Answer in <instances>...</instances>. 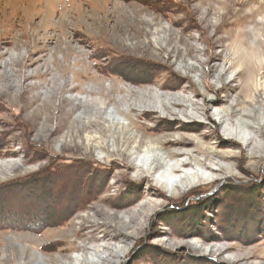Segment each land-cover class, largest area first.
<instances>
[{
  "label": "rangeland",
  "instance_id": "rangeland-1",
  "mask_svg": "<svg viewBox=\"0 0 264 264\" xmlns=\"http://www.w3.org/2000/svg\"><path fill=\"white\" fill-rule=\"evenodd\" d=\"M263 1L234 0L229 3V14L236 10H241L240 13L235 17L228 14L222 21L213 9L216 0H0V225L29 226L22 231L4 229L6 232L0 234V262L10 261L14 249L18 254L29 251L28 256H32L29 258L35 260L31 264H56V261L68 264L69 259L83 256L93 259L94 249L108 257L103 264H173L168 256L177 255L180 250L186 252L177 255L176 264H189L186 261L189 258H196L190 264H264V238L256 239L257 234L264 235V137L254 135V146H247L248 131L238 138L228 137L230 126L223 123L218 127L214 115L221 107L242 100L243 94L238 95L242 82L253 79L258 88L264 82V73L254 70L251 75L249 65L245 66L244 74L237 75L242 66L235 65L223 76L231 62L228 56L236 47L235 37L249 32L254 21L264 16ZM239 20H242L240 28L226 26ZM260 39L263 41L264 36ZM65 46L72 48L73 56L66 55ZM36 58L38 61L30 65ZM74 58L80 61L75 67ZM91 61L104 63L94 67ZM151 64L156 67L151 68ZM143 78L150 79V84L138 85ZM173 83L176 89L169 88ZM227 84L230 86L221 90L218 97L228 99L211 106L212 118L206 117L201 109L193 118L154 110L156 94L174 100L183 96L191 99L184 103L190 114L191 102L197 103L198 108L203 104L202 97L194 96L197 91L205 93L206 100L215 99L213 91L207 88L220 89ZM97 86L107 92L105 97L90 95ZM126 87H130L126 94L140 98V104L131 113L130 130L142 134L143 141L184 135L191 142L193 155L201 160L207 159L202 155L207 148L217 155L231 152L236 157L228 156L226 160L211 157L206 163L214 169L192 163L179 167L175 173L168 172L166 164L182 162L186 157H166L164 165L151 173L142 166L140 171L132 168L125 174V164L121 161L125 157L112 152L111 142L108 151H99L94 146L87 149L81 139L87 135L90 140H96L99 125H107L105 119L110 123L130 122L121 115L127 111L128 101L123 103V92L118 91ZM149 95L152 98H147ZM260 95L256 92L259 104H253L264 116V99ZM98 108L104 119H96ZM240 108L236 105L237 110ZM245 108H249V103ZM149 111L155 112L151 118L140 115ZM162 114L167 115L164 122ZM90 120L98 125L92 126ZM181 123L196 128L174 131L173 127ZM134 124L141 127V132ZM163 129L165 132H161ZM205 134L209 137L205 138ZM220 139L226 144H219ZM145 149L146 144L141 151ZM76 159L80 164L75 165ZM132 159L125 162L138 163V159ZM82 164L89 167L82 168ZM219 166L222 168L217 170ZM68 167L72 171L66 170ZM79 167L83 172L77 178ZM106 170L109 173L102 178ZM60 172L66 174L65 178L59 176L63 178L55 180ZM93 176L92 187L94 182L105 179L99 187L107 189L86 208H81L83 203L80 207L70 203L63 209L60 205L67 203L62 198L53 201L57 193L51 197L50 190H66L75 185L88 198L92 197L98 190L89 191L86 183ZM76 179L80 180V186L72 183ZM150 186L154 191L148 192ZM45 187L49 191L40 196L45 194ZM12 191L18 193L12 195ZM149 200L150 204L144 207L148 215H138L132 228L135 234L126 240H111L110 236L101 239L103 233L95 221L107 223L106 230L111 234L119 233V221L132 216L129 221L133 222L136 216L132 209ZM116 202L121 203L119 207ZM67 221H70L68 227H56ZM177 228L189 233L175 236ZM38 230L42 231L35 233ZM205 230L212 238L206 239L205 235V240L200 236ZM87 233H90L87 238L79 236ZM224 233L236 237L224 240ZM58 235L66 237L62 247L53 245ZM105 243L121 248L120 254L109 256L100 247ZM19 257L16 260L23 262Z\"/></svg>",
  "mask_w": 264,
  "mask_h": 264
},
{
  "label": "bare ground",
  "instance_id": "bare-ground-1",
  "mask_svg": "<svg viewBox=\"0 0 264 264\" xmlns=\"http://www.w3.org/2000/svg\"><path fill=\"white\" fill-rule=\"evenodd\" d=\"M218 3L214 6V12L217 13V15L220 17V19H222V21L224 20V18H226V16H228L229 12H230V2L234 1V0H216ZM239 2V0H236V2ZM208 2V1H207ZM235 3V2H234ZM264 3V1L262 2ZM263 6V5H262ZM242 8V7H241ZM207 10V9H206ZM257 10V8H256ZM241 10H236V12L234 13H231L229 15H231L232 17H235L234 15H238L240 13ZM207 13V12H206ZM255 14V13H254ZM214 15V14H213ZM253 15V13L251 14V16ZM224 17V18H223ZM245 17V16H244ZM201 18V17H200ZM218 18V17H217ZM230 19V18H229ZM252 19V18H251ZM250 19V20H251ZM256 20V19H255ZM242 20H239V21H235V22H229L226 26H236L238 28L241 27L242 23H241ZM247 21V20H246ZM251 22V21H250ZM253 22V21H252ZM251 22V23H252ZM254 26L253 28L249 31V32H246V33H243V34H238L237 37H235V43H236V47L234 48L235 50L231 51L229 56H228V59L231 60L227 70H224L225 72L223 73V76L227 73V71H229V69H232L235 65H241L242 67L239 69L237 75L239 74H244L245 72V66H248L249 67H252L251 68V75L254 73V70H255V73L258 71V70H261L262 73H264V40L262 41L260 39V36H264V16H261V18L259 20H256L254 21ZM226 23V22H225ZM244 24V23H243ZM62 25V24H61ZM44 26V25H43ZM240 26V27H239ZM214 28V31H216L215 29V25L212 26ZM205 30V29H204ZM203 31V30H202ZM239 31H242L239 29ZM231 32V31H230ZM243 36V37H242ZM210 40V39H209ZM208 40V42L210 43V41ZM250 40V41H248ZM262 41V42H261ZM212 44V42H211ZM233 44V43H232ZM231 44V46H232ZM64 50L66 51V55H70V56H73L72 53V48L71 47H67L65 46L64 47ZM110 51H114L115 49L113 48H110L108 49ZM230 50V49H229ZM78 54V53H77ZM76 54V55H77ZM116 54V53H115ZM2 55V53H1ZM76 57V56H75ZM66 58V57H64ZM77 58V57H76ZM227 59V60H228ZM38 61V59H34L33 61H31L29 64L33 65L34 63H36ZM93 63V66H98L100 64V66H103V63L104 62H98V61H91ZM61 63V62H60ZM80 64V61L78 62V60H75L74 58V63H73V67L77 66ZM156 66H154L153 64H151V68H155ZM163 67V66H162ZM166 69H168L166 66H164ZM163 67V68H164ZM191 70H194V67L192 66H188ZM159 68V67H158ZM60 71H62V68H59ZM46 72H48V70H46ZM174 76V74H173ZM240 77V76H239ZM178 78V77H177ZM183 78V77H182ZM150 79H145L143 78L139 83H137L138 85H143V83H146V84H150ZM184 80V79H183ZM186 80H188V78H186ZM190 81V79H189ZM191 85H192V82H190ZM190 85V84H189ZM254 80L253 79H250L249 81H244L242 82L240 85H239V92H238V95L240 96V94H243L241 95V98L242 100L240 102H236L235 104H228L224 107H221L220 110H218L217 113H214V115L217 116L218 118V122H217V126L219 127L220 124H228L230 126V130L231 132H229V134L227 135H231V136H228V137H236L238 138L237 136H240V135H244L246 133V131H248V133L246 135H248L245 140H248V142L246 143L247 146H254L252 144L255 136L254 135H259L261 137H264V116H262L260 114V111L255 108L254 104L253 103H256L257 105L259 104L258 102V98L256 96V92L258 93H261V95H263V99H264V82L262 84H259L260 88L258 87H255L254 86ZM230 85H222L220 87V89H214L213 86H209L207 88V90L209 91H213L214 93V96H215V99H207L204 98V94H200V91L197 93L194 94V96H200L202 97V107L198 108V104L197 103H193L191 102L190 105L192 106L190 108V110L192 111L190 114H188V106L187 105H184L185 102H190V98H187V97H183V96H180V97H177V100L174 98H166L165 95H154L156 97L157 100V103L156 105H154V110H158L159 112H163V113H166L167 115H178V114H181V115H185V116H188L189 118H193L195 117V115H197L199 112H200V109L203 111L204 115L208 118H212L213 116V112L212 111V105L213 104H218V103H222L224 102V100L227 101L228 98H219L218 97V94L221 90H225V87H229ZM116 87V86H115ZM114 87V89L116 90V88ZM167 87H169V85H167ZM176 84H172L169 88L170 89H176ZM193 88V87H192ZM112 89V88H111ZM128 89H130V87H126V88H123V89H118V91L120 92H123V98H122V102L125 103L126 101H128V107H127V111H122L121 112V115H123L127 120H129L130 122H127V123H124V122H121L119 120H116L115 122H109L108 119H105L107 125L104 126V125H99V129L100 131L97 132L98 136L99 137H96V140L92 141L90 140L87 135H85L82 139H81V144L84 146V147H87V149L91 148L92 146H94L95 150H99V151H108V144L109 142H111V146H112V152H115L118 154H121L122 157L124 158L125 157V161H127L126 159H131V160H134L132 159L133 158H136L138 159V163L134 164L129 161L130 164L126 163L124 160H121L125 165V174L127 173V171L129 169H137L138 171H140L141 169H143L142 166H146V172L148 173H151L153 170H156L158 168H161L163 165H164V162H165V158H172V159H176L177 157H182L183 155L186 157L185 160H183L182 162H179L178 160L175 162L176 164L174 163H167L166 165L168 166V172H178L179 170V167H185L187 165H199L201 167H205V168H210V169H214L210 164H207L206 161L211 158V157H219L221 158L222 160H226L227 158H229L228 156H235V154H231V152H226V153H220L219 155L216 154V152H212L210 151L208 148L205 149L203 152H202V155H205V157L207 159H204V160H201L199 159L197 156L193 155L192 152H194L193 150L190 149L189 145H190V141L187 139H185L184 135H180V136H177V137H174V136H171V138H164L162 137L161 138H156L154 140H150V141H143V139L141 138V136L134 132V131H131L130 130V125H132V121H131V113L137 108V104H140V101H139V97H135V96H131L130 94H126V92L128 91ZM60 90H62V87L60 88ZM62 92V91H61ZM252 92L254 93V95L252 94ZM91 94H97L100 98L102 97H105V95L107 94V92H105V90L101 87H98L94 90H91L90 91V95ZM228 94L231 95V92H229ZM260 95V96H261ZM175 96V95H174ZM229 95H225V97H228ZM154 97V98H155ZM147 98H152L150 95L147 97ZM108 99V98H107ZM133 99V102L130 103V100ZM66 100L63 101V103L65 102ZM238 101V99H237ZM234 103V102H233ZM249 103V108H245V104ZM236 105H240V109H236ZM160 108V109H159ZM165 110V111H163ZM96 119H104L102 117V110L101 108H98L96 109ZM155 113V112H152V111H149L148 112H143V114H140L146 118H151L150 116ZM165 114H162V117H163V122L165 121L164 119H166V116ZM207 118V119H208ZM154 120V119H153ZM157 120V119H156ZM193 120V119H192ZM98 122V120H97ZM159 122L163 123L162 120H160ZM135 123V122H133ZM170 123V122H169ZM169 123L167 124L169 126ZM89 124H92L95 125V120H90L89 121ZM85 125H86V122H85ZM98 125V124H96ZM135 128L137 130L140 131L141 127H139L138 125L134 124ZM172 128V126H169ZM222 127H226V125L222 126ZM196 126H189V125H186V124H179L178 127H173L174 131H177V130H195ZM173 131V132H174ZM141 132V131H140ZM144 134L146 133L145 130L142 131ZM161 132H165L164 129L161 130ZM168 133V132H167ZM210 135L212 134L211 132L209 133ZM209 134H205L204 137L205 138H208L209 137ZM73 135L69 134V137H72ZM143 137V136H142ZM167 139H170V140H167ZM193 140V139H191ZM153 141V142H152ZM232 141V140H231ZM94 142V143H92ZM154 143V145H158V146H155L154 145H151L152 143ZM193 142V141H192ZM226 142L225 140L223 141L222 139L219 140V144H226L224 143ZM146 144V149L145 150H142L141 149L144 147V145ZM218 144V143H217ZM228 144V142H227ZM229 144L231 145H238L237 143H234V142H229ZM110 145V144H109ZM228 146V145H227ZM162 147H165V148H162ZM236 157V156H235ZM117 159V158H116ZM73 160V159H72ZM77 160V159H76ZM75 160V161H76ZM85 160V159H84ZM119 160V159H118ZM59 161V159H58ZM73 161V163L75 162ZM79 161V160H78ZM76 161V164L75 165H78V163L80 164V161L78 162ZM83 161V160H82ZM208 161H211V160H208ZM53 162V161H52ZM115 160H113V163L115 164ZM118 163V162H117ZM85 164V163H84ZM74 165V164H73ZM72 165V166H73ZM74 165V166H75ZM87 165V164H86ZM83 165L82 164V168H85L89 165ZM118 166V164H116ZM81 166V165H80ZM115 166V165H114ZM92 166H90L91 168ZM61 168V167H60ZM71 168V167H70ZM68 167V170L70 169ZM78 168V167H77ZM82 168L79 167V170L76 171L75 169H73V172L76 171L78 172V176L76 175L75 173V177H79V172H83L82 171ZM93 168V167H92ZM91 168V169H92ZM222 168V166H219L217 170H220ZM62 170V168H61ZM60 170V171H61ZM72 171V169H70ZM84 170V169H83ZM89 170V168H88ZM87 170V171H88ZM96 170V169H95ZM94 170V172H95ZM101 170V169H100ZM103 170V169H102ZM99 171V170H98ZM96 170V172H98ZM63 173L66 172V171H62ZM86 172V171H85ZM89 172V171H88ZM92 172V171H91ZM124 172V171H123ZM61 173V172H60ZM61 173V174H63ZM109 173V171L106 170V172L102 173V175L104 177L102 178H105V176H107ZM59 174V173H57ZM61 174L59 176H61ZM97 174V173H96ZM96 174H94V176H96ZM171 174V173H170ZM66 175V174H65ZM63 175V177L65 176ZM68 176V175H67ZM66 176V177H67ZM71 176V175H70ZM74 176V174H73ZM92 176V175H91ZM91 178V180H89L87 183V185L90 187L89 191H95V190H98V192L94 193L93 194V199L94 201L98 200L101 196H103L104 192L106 191L107 187H104L101 188L99 187V185H101V183L103 182V180L105 179H102L98 182H94V187L91 186V182L94 181V177ZM121 176L124 177V174L121 173ZM127 176V175H126ZM146 176V175H145ZM63 177H60V178H63ZM72 177V176H71ZM69 177V178H71ZM149 177V176H148ZM65 178V177H64ZM147 178V177H146ZM72 179V178H71ZM88 179V178H87ZM93 179V180H92ZM121 179V178H120ZM123 179V178H122ZM57 180V179H55ZM60 180V179H59ZM100 180V179H99ZM145 180V179H144ZM66 181V180H65ZM70 180H68V183ZM80 181V180H79ZM78 179H76V181H72V183H76L77 186L79 184L80 186V183ZM96 181V180H95ZM125 183L127 182V180H123ZM62 183V180L60 181ZM59 182V183H60ZM120 182V181H119ZM58 183V184H59ZM66 183V182H65ZM66 183V184H68ZM63 184V183H62ZM128 184V182H127ZM126 184V185H127ZM169 184V183H168ZM64 185V184H63ZM63 185H60L61 187ZM72 185V184H71ZM70 185V186H71ZM98 185V186H97ZM130 185V184H129ZM164 184H162L163 186ZM59 186V185H58ZM68 188V185H66ZM73 186V185H72ZM71 186V187H72ZM177 186V185H175ZM151 187V188H150ZM149 187V191L150 190H153L154 187L153 186H150ZM45 189V194H42L43 196L47 194L46 191H49V189H47V187L44 188ZM127 189H128V186H127ZM65 191V193H64ZM81 189L78 190V187H73V188H68L66 190H63V189H58L57 188V194H52L51 192L50 195L51 197L54 196L53 198V201H58L60 198H62V201H64V203H67L65 204V206H62V204L60 205L63 209L64 207H67L69 206V204L71 203V205H76L77 207H80V205L83 203L84 207H81V208H86V206L88 204H91L90 201L91 200H88V196L87 194H84L82 193ZM126 191V190H125ZM125 191L123 193H125ZM130 191V190H129ZM154 191V190H153ZM15 192L17 191H12V195L15 194ZM22 192V191H21ZM34 192V191H33ZM18 193V192H17ZM23 193V192H22ZM36 193L38 194V192L36 191ZM123 193H120L121 195H124L126 196L125 194ZM29 194V193H27ZM130 194V193H129ZM30 195V194H29ZM66 197H65V196ZM140 195V194H139ZM105 196H107V193L105 194ZM129 196V195H128ZM138 195L135 196V200H133V202L136 201V198H137ZM240 196V195H239ZM20 197V196H18ZM50 197V196H49ZM86 198V199H85ZM109 198L108 197H103V199H107ZM77 199H81L82 202L78 201L79 203H77ZM244 199V198H243ZM61 200V199H60ZM66 200V202H65ZM119 200V199H118ZM129 200V199H128ZM127 200V202H128ZM132 200V199H131ZM129 200V201H131ZM117 201V200H116ZM60 202V201H59ZM30 203V202H29ZM61 203V202H60ZM120 203V202H119ZM121 204V203H120ZM120 204H118L116 202V206H120ZM133 204V203H132ZM146 204H150V200L149 202L147 203H142V204H139L137 206H135L132 210L134 212L133 215H135L136 217L134 218L133 222L129 221V220H132V216L127 220H121L119 221V231L121 232V235L124 234L123 236H120V232L118 233L117 231L113 232L112 234L110 232H108L106 230L107 228V223L105 222H101L99 223L98 221H95L94 223H96V225H99V228H101L102 232L103 233V238L101 239H105L106 237L108 238V236H110L109 239L111 240H116L118 238H124L125 240L128 238V236H132L133 233H134V229H132L133 227H135L139 217L138 215H141V217H144V215H148V213L146 212L145 210V206ZM24 206H30V204L28 205H25L22 204ZM58 205V206H59ZM57 206V207H58ZM150 205H148L149 207ZM32 207V206H30ZM124 207V206H122ZM33 208V207H32ZM36 208V207H35ZM143 209V210H142ZM61 210V209H60ZM85 210V209H83ZM143 211V212H142ZM76 212V211H75ZM136 213V214H135ZM238 214V213H237ZM255 215H258V213H256ZM92 216V215H91ZM258 217V216H257ZM95 218V217H94ZM256 219V217H255ZM94 221V220H93ZM92 221V222H93ZM70 224V221H67V222H60L56 227H59V228H66L68 227V225ZM133 224V225H132ZM132 225V227H131ZM19 225H13L10 227V230L11 231H22L20 230L19 228H21L20 226L18 227ZM48 227L50 225H47ZM4 228H8V227H4ZM129 228H131V232H129ZM61 230V232L64 230V229H59ZM9 231V230H8ZM175 233L173 235L175 236H179V237H183L185 235H187L189 232L187 231H184L183 228H177L176 230H174ZM227 231V230H226ZM6 232L5 230H3V228H0V234L1 233H4ZM31 232V231H30ZM173 232V231H172ZM200 232V231H199ZM26 233V232H25ZM93 233V232H92ZM202 234L200 235L202 238L206 237V239L209 237H211V234L209 233V231H206L205 232H201ZM206 233V234H205ZM89 234L90 233H87V234H79V236H84V237H89ZM135 234V233H134ZM198 235V233H196ZM226 234V233H224ZM228 234V233H227ZM226 234V235H227ZM44 235L46 237H50L48 236V234H45L44 232ZM61 235V234H60ZM95 235V234H94ZM183 235V236H182ZM206 235V236H205ZM235 235V234H234ZM59 236V235H58ZM76 236V235H75ZM91 236V235H90ZM125 236V237H124ZM225 236V235H224ZM228 238L230 237H233L231 234H228L227 235ZM56 237V236H54ZM61 237V238H60ZM226 237V236H225ZM225 237H224V240H225ZM205 239V238H204ZM205 239V240H206ZM57 241L53 242L54 246L56 247L57 245L62 247V243H65L66 242V237L64 236H59V238L55 239ZM68 240V239H67ZM34 241V240H33ZM120 242V241H119ZM118 242V243H119ZM101 249L102 250H105L106 252H109V256H118L120 254V251H121V248H118L116 247L115 244H112V243H105L103 245H100ZM186 249V248H185ZM28 250V249H27ZM28 252H24L23 251L18 254V252L16 250L13 249V255L10 256L9 255V259L10 261H8V259H5V260H1L0 264H31V263H34L35 260H32L31 258H29L30 256H28ZM186 252V250L184 251H181L180 250V253H177V255H181L182 253ZM12 253V251H11ZM10 253V254H11ZM23 253V254H22ZM20 256L21 259L23 260V262L21 261H17V256ZM26 255V256H25ZM177 255H170L168 256L169 257V262L170 263H173V264H176V263H179V260L177 259L178 256ZM91 256L93 257V259H89L85 256L81 257L80 259L78 260H73V259H69V263L68 264H103L104 262H106L108 260V257H103L99 254L98 250H91ZM161 256V255H160ZM6 257V256H4ZM11 257V258H10ZM20 257L18 260H20ZM32 257V256H31ZM97 258L98 261H96L94 258ZM28 258V259H27ZM184 258L183 257L182 259L180 258V261L181 263H184ZM34 259V258H33ZM160 259V258H159ZM199 259V258H198ZM178 260V261H177ZM190 260L194 261L196 260V258H189V259H186L187 263L190 264ZM202 260V259H201ZM229 260V259H228ZM228 260L226 262H228ZM59 261V260H58ZM19 262V263H18ZM37 262V261H36ZM56 264H60L59 262H54ZM108 263V262H107ZM36 264H40V263H36ZM61 264H63L61 262ZM158 264H161L160 262ZM164 264H167V263H164Z\"/></svg>",
  "mask_w": 264,
  "mask_h": 264
},
{
  "label": "trees",
  "instance_id": "trees-1",
  "mask_svg": "<svg viewBox=\"0 0 264 264\" xmlns=\"http://www.w3.org/2000/svg\"><path fill=\"white\" fill-rule=\"evenodd\" d=\"M101 72L106 73L105 70H102ZM106 74H108V72H107ZM1 145H2V141H0V146H1ZM0 150H1V149H0ZM77 160H78V159H77ZM49 162H52V160H49ZM52 168H53V167H52ZM53 169H54V168H53ZM53 169H52V171L55 170V169H54V170H53ZM101 171H103V170H101ZM60 174H61V173H59V175H60ZM51 175H52V174H51ZM59 175H58L57 177L60 179ZM63 175H64V174H61V176H63ZM59 179H57V180H59ZM48 180H50V179H48ZM47 182H48V181H47ZM80 184H81V183H80ZM86 184H87V183H86ZM101 184H102V183H101ZM86 189H87V188H86ZM88 190H89V189H88ZM43 191H44V190H43ZM86 191H87V190H86ZM37 192H38V191H37ZM49 192H51L52 194H54V193L57 192V190H56L55 192H52V191L50 190ZM83 192H84V191H83ZM91 192H92V191H91ZM38 193H41V192H38ZM64 193H65V192H64ZM93 194H94V193H92V197H90V198L87 197L88 200H92V199H93ZM40 196H43V195H40ZM258 196H259V195H258ZM43 197H44V196H43ZM85 199H86V198H85ZM260 204H261V203H260ZM259 208H260V206H259ZM259 208H258V209H259ZM262 209H263V208H262ZM255 214H256V212H255ZM238 217H239V216H237L236 219H237ZM41 219H42V218H41ZM36 220H38V222L36 221V223H40V222H39L40 219H36ZM10 224H11V222H10ZM16 225H17V224H16ZM5 226L8 227V229H10V227H11L12 225H5ZM18 227H19V226H18ZM22 227H24V228H22ZM22 227L19 228V229H20V230L29 229V228H28L29 226H22ZM0 228H3V230L6 229V228H4L3 225H0ZM42 230H43V229H42ZM42 230H38V231L35 232V233H39V232H41ZM30 231H32V229H31ZM33 231H34V230H33ZM224 235L226 236V237L224 236L225 239H227V240H228V239H231V238H228V236H227L226 234H224ZM224 237H223V238H224ZM235 237H236V236H234L233 238H235ZM259 237H263V238H264V235L260 236V234H257L256 239H258ZM245 241H250V240H245ZM243 242H244V241H243ZM244 243H245V242H244Z\"/></svg>",
  "mask_w": 264,
  "mask_h": 264
}]
</instances>
